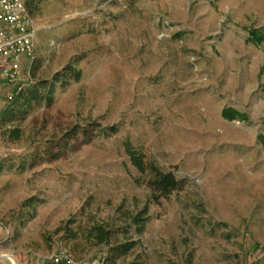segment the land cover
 <instances>
[{"label": "rangeland", "instance_id": "rangeland-1", "mask_svg": "<svg viewBox=\"0 0 264 264\" xmlns=\"http://www.w3.org/2000/svg\"><path fill=\"white\" fill-rule=\"evenodd\" d=\"M26 1L34 58L17 83L0 75V111L19 85L69 65L82 77L0 128V256L264 264V39L250 37L264 35V0ZM125 140L186 179L185 189L152 202ZM147 205L144 231L129 227L137 245L127 256L109 261L107 247L86 239L94 223L128 228L125 215Z\"/></svg>", "mask_w": 264, "mask_h": 264}, {"label": "trees", "instance_id": "trees-1", "mask_svg": "<svg viewBox=\"0 0 264 264\" xmlns=\"http://www.w3.org/2000/svg\"><path fill=\"white\" fill-rule=\"evenodd\" d=\"M27 9L30 15H33V9L30 1H26ZM250 37L255 42H262L264 35L260 30H251ZM82 77V72L73 65H69L63 72L54 75L52 80L31 81L26 85H21L16 88L13 97L3 110L0 111V128L9 122L23 119L28 113L29 108L33 103L45 101L50 104L54 99L56 87L58 85L66 86L70 80L79 81ZM224 115L229 119H236L238 116L234 111H225ZM116 128H110L105 131L106 135H114ZM76 133L73 131L67 137L71 138ZM21 137L20 131L15 129L12 131V138L18 140ZM67 142V141H65ZM63 143L61 149L67 145ZM52 145L47 147L46 158L52 160L57 157L53 152ZM124 151L131 165L139 172V183L145 184L151 190V201L158 203L160 199L169 198L173 193L180 192L187 186V180L178 178L171 170L162 169L157 163L150 161L142 148L135 146L130 140H125L123 143ZM4 168V164H0V171ZM32 206V204H24ZM128 228L117 229L111 225L100 223L92 224L86 233V239L93 242L96 246L107 247L106 259L109 261L117 258L125 257L131 253L136 247L137 242L130 237L129 227L135 226L137 233H142L149 220V205L145 206L137 213L125 215ZM71 233L70 237H76V233L72 230H67ZM123 234L124 239L120 240V235ZM131 264H143L137 260Z\"/></svg>", "mask_w": 264, "mask_h": 264}, {"label": "built area", "instance_id": "built-area-1", "mask_svg": "<svg viewBox=\"0 0 264 264\" xmlns=\"http://www.w3.org/2000/svg\"><path fill=\"white\" fill-rule=\"evenodd\" d=\"M35 40L34 19L28 12L26 0H0L1 76L12 83L19 81L24 61L33 62ZM12 97L8 95V100ZM51 260L53 264H81L69 252L54 254Z\"/></svg>", "mask_w": 264, "mask_h": 264}, {"label": "water", "instance_id": "water-1", "mask_svg": "<svg viewBox=\"0 0 264 264\" xmlns=\"http://www.w3.org/2000/svg\"><path fill=\"white\" fill-rule=\"evenodd\" d=\"M0 258H8V259H13L11 256H9V255H4V256H0Z\"/></svg>", "mask_w": 264, "mask_h": 264}, {"label": "bare ground", "instance_id": "bare-ground-1", "mask_svg": "<svg viewBox=\"0 0 264 264\" xmlns=\"http://www.w3.org/2000/svg\"><path fill=\"white\" fill-rule=\"evenodd\" d=\"M11 261H12L13 264H17L13 259H11Z\"/></svg>", "mask_w": 264, "mask_h": 264}]
</instances>
